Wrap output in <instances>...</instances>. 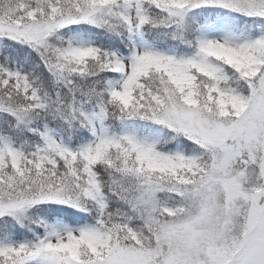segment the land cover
Masks as SVG:
<instances>
[{
    "label": "snow or ice",
    "instance_id": "6c2138e0",
    "mask_svg": "<svg viewBox=\"0 0 264 264\" xmlns=\"http://www.w3.org/2000/svg\"><path fill=\"white\" fill-rule=\"evenodd\" d=\"M0 264H264V0H0Z\"/></svg>",
    "mask_w": 264,
    "mask_h": 264
}]
</instances>
